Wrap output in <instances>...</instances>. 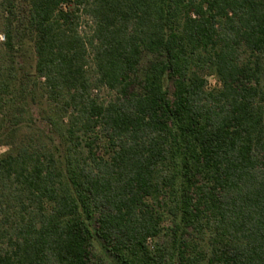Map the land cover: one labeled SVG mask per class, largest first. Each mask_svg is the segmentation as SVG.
<instances>
[{
	"label": "trees",
	"instance_id": "16d2710c",
	"mask_svg": "<svg viewBox=\"0 0 264 264\" xmlns=\"http://www.w3.org/2000/svg\"><path fill=\"white\" fill-rule=\"evenodd\" d=\"M23 1L55 139L8 135L0 264H264V0Z\"/></svg>",
	"mask_w": 264,
	"mask_h": 264
},
{
	"label": "rangeland",
	"instance_id": "374dc122",
	"mask_svg": "<svg viewBox=\"0 0 264 264\" xmlns=\"http://www.w3.org/2000/svg\"><path fill=\"white\" fill-rule=\"evenodd\" d=\"M17 6L18 17L22 20L26 14L27 4L23 0H17ZM2 25L3 18L0 14V140L3 142L0 144V155L10 150L5 144L10 141L8 135L15 130L17 142L34 140L41 146L51 145V139H55L52 128L46 120L47 113L52 107L44 91L40 90L35 93V98L26 97L25 100L19 91L26 76L28 79L35 77L36 54L33 36L21 27L17 34L16 50L14 53H9L4 46ZM208 80L211 87L216 85H214L216 79L208 78ZM23 104L26 106L24 120L19 126H14L11 123L14 110ZM93 251L109 264H114L99 240L94 242Z\"/></svg>",
	"mask_w": 264,
	"mask_h": 264
},
{
	"label": "built area",
	"instance_id": "2783aa9c",
	"mask_svg": "<svg viewBox=\"0 0 264 264\" xmlns=\"http://www.w3.org/2000/svg\"><path fill=\"white\" fill-rule=\"evenodd\" d=\"M210 79H215V78H213V77H210ZM216 84V80L214 81V85Z\"/></svg>",
	"mask_w": 264,
	"mask_h": 264
}]
</instances>
